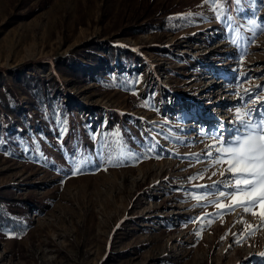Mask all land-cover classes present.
Listing matches in <instances>:
<instances>
[{
  "label": "rangeland",
  "instance_id": "obj_1",
  "mask_svg": "<svg viewBox=\"0 0 264 264\" xmlns=\"http://www.w3.org/2000/svg\"><path fill=\"white\" fill-rule=\"evenodd\" d=\"M149 1L0 0V92L20 102L0 109L12 126L0 193L23 201L26 221L0 225V264H264L262 204L195 199L198 185L229 178L213 166L210 134L232 136L236 108L264 114V0H155L165 14L132 21ZM114 44L133 63L110 64ZM24 73L56 81L77 131L24 95ZM110 119L128 120L126 162L106 148ZM142 143L157 155L137 158Z\"/></svg>",
  "mask_w": 264,
  "mask_h": 264
},
{
  "label": "trees",
  "instance_id": "obj_2",
  "mask_svg": "<svg viewBox=\"0 0 264 264\" xmlns=\"http://www.w3.org/2000/svg\"><path fill=\"white\" fill-rule=\"evenodd\" d=\"M48 3L43 4L46 7ZM141 5V4H140ZM149 10V11H148ZM145 12L144 15L137 18H132V21H144L153 17H160L166 13L164 4H157L155 0H150L146 5H141L140 12ZM137 12V11H136ZM169 12V11H168ZM159 19V18H158ZM165 20L161 21L162 30H176L171 25H164ZM108 61L110 64L120 63H133V54L129 50H123L116 44L109 46L105 51ZM67 74L79 75V69L70 67L68 65L62 66ZM17 84L22 89L24 95L29 96L31 99L43 108L48 113L55 114L56 117H61L63 122H66V126L74 127L78 130L77 121L74 120V114L62 99H57L53 95V88L56 85L54 79L44 80L40 76L24 73L23 79H18ZM13 91L7 89L6 91L0 92V109L7 111L10 109L18 110L20 102L17 96L13 95ZM140 100V98H138ZM137 107L136 105L133 106ZM2 111H0V140L8 141L11 140V127H6L2 122ZM114 116L120 115L119 110L112 111ZM12 123L11 120H9ZM127 119L113 121L110 119L105 126V140L106 148L111 154H114L117 162H126L127 157L124 155L129 147L128 141H126V123ZM17 129V127H14ZM81 146L82 156L85 157L89 151V146L86 143H82L80 140L77 141V147ZM137 158H145L147 155L156 156V151L149 144H140L136 149ZM25 206L23 201L18 198H14L9 195H3L0 193V225H5L11 228L13 231H24L26 229L25 218L20 217V211L18 208Z\"/></svg>",
  "mask_w": 264,
  "mask_h": 264
},
{
  "label": "snow or ice",
  "instance_id": "obj_3",
  "mask_svg": "<svg viewBox=\"0 0 264 264\" xmlns=\"http://www.w3.org/2000/svg\"><path fill=\"white\" fill-rule=\"evenodd\" d=\"M215 3V0H213ZM219 18V13H217ZM264 31V28L261 29ZM233 43H236L235 38ZM240 99H243L240 97ZM262 98L250 96L248 103L260 102ZM264 107V104L261 105ZM258 111V110H257ZM235 123L239 125L233 130V135L225 139V129L218 128L210 134L213 144L209 145L214 149L217 156L213 160V166L227 165L219 172L224 177L227 173V180L214 181L213 185H198L204 189V195H197L195 199H206L209 194L224 197L238 202L235 206L242 207L245 211L255 208L257 204L264 207V114L253 119V110L246 105L244 110L236 108ZM206 156H212L213 152L208 151ZM74 173L80 171L85 161H75ZM213 172L212 175H216ZM193 179H203V173ZM211 179V177H209ZM230 189V191H228ZM259 190V195L257 191ZM243 198V202H240ZM213 201H209L212 203ZM218 207H226L218 203ZM234 211L235 207H229ZM255 214V213H253ZM264 216V211L260 213Z\"/></svg>",
  "mask_w": 264,
  "mask_h": 264
}]
</instances>
